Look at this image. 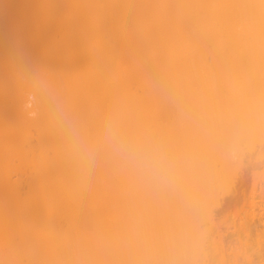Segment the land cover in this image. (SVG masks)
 I'll list each match as a JSON object with an SVG mask.
<instances>
[{"label":"bare ground","instance_id":"obj_1","mask_svg":"<svg viewBox=\"0 0 264 264\" xmlns=\"http://www.w3.org/2000/svg\"><path fill=\"white\" fill-rule=\"evenodd\" d=\"M0 264H264V0H0Z\"/></svg>","mask_w":264,"mask_h":264},{"label":"clouds","instance_id":"obj_2","mask_svg":"<svg viewBox=\"0 0 264 264\" xmlns=\"http://www.w3.org/2000/svg\"><path fill=\"white\" fill-rule=\"evenodd\" d=\"M32 115H35L34 113ZM134 154L139 155L141 163L156 174L159 178L164 179L167 174L166 160L157 154L142 153L136 148L130 149Z\"/></svg>","mask_w":264,"mask_h":264},{"label":"rangeland","instance_id":"obj_3","mask_svg":"<svg viewBox=\"0 0 264 264\" xmlns=\"http://www.w3.org/2000/svg\"><path fill=\"white\" fill-rule=\"evenodd\" d=\"M18 177V175H15V178H17ZM242 200H243V195H241L238 199H237V204H238V206H240L242 203ZM234 207H232L230 210H229V212L227 213V212H225V213H227L228 214V218H227V221L225 222V223H222L221 224V227H222V231H223V234H224V236H226V237H229V239L231 240V239H234L237 235L235 234L236 232H238V231H241V229H240V225L238 224L240 221H241V219H238L237 217H234L233 216V214H234ZM231 212V213H230ZM237 224L236 226L234 225V224ZM251 224H252V226H253V228H254V226L255 227H259V224L257 223V220L255 219V220H253L252 222H251ZM228 226H230L229 228H228ZM241 233V232H240ZM256 233V231H255V229H253V232L251 231V230H249V232H248V234H250L251 235V237L254 235ZM228 239V240H229Z\"/></svg>","mask_w":264,"mask_h":264}]
</instances>
